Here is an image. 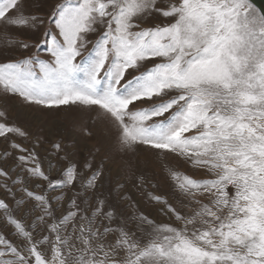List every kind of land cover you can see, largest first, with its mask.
<instances>
[{
    "label": "snow or ice",
    "instance_id": "snow-or-ice-1",
    "mask_svg": "<svg viewBox=\"0 0 264 264\" xmlns=\"http://www.w3.org/2000/svg\"><path fill=\"white\" fill-rule=\"evenodd\" d=\"M36 2L0 0V264H264V7ZM9 101L95 144L33 135Z\"/></svg>",
    "mask_w": 264,
    "mask_h": 264
},
{
    "label": "rangeland",
    "instance_id": "rangeland-1",
    "mask_svg": "<svg viewBox=\"0 0 264 264\" xmlns=\"http://www.w3.org/2000/svg\"><path fill=\"white\" fill-rule=\"evenodd\" d=\"M57 2H60V0H37V2L32 5V10L34 11L36 8H43L44 12H47L50 7ZM29 37H31V32L25 33V38ZM7 107L9 109V115L14 117L19 124L27 128V130L33 135L39 132L44 138H46V141H61L64 145L68 147H71V145L76 144L84 155H87V149L92 148L95 144L94 140H89L83 135H81L78 130V127L73 128L71 125L53 123L52 121L38 122L34 119L29 118V110L26 108H20L19 112H17L15 109V105L11 101L7 103ZM50 147L51 145L48 142H45L43 145L44 149H50ZM41 154L44 155L43 150ZM125 159L127 158H122L118 154L113 155L112 159L109 162V165L112 169L113 178L116 177L118 170L123 169V161ZM137 167L142 174L152 178V183H157L159 181L161 183L162 191H168L167 184L164 182L163 177L156 166L151 164L147 166L140 164ZM119 178L121 182H126L125 190L128 192V194L132 196L134 201L138 202V206L141 208V210H144L145 212L149 211L152 206L147 202L146 198L133 187V183L131 181H128L127 176L123 171H121ZM146 191L155 190L149 187L146 189ZM157 218L166 219L164 217Z\"/></svg>",
    "mask_w": 264,
    "mask_h": 264
},
{
    "label": "water",
    "instance_id": "water-1",
    "mask_svg": "<svg viewBox=\"0 0 264 264\" xmlns=\"http://www.w3.org/2000/svg\"><path fill=\"white\" fill-rule=\"evenodd\" d=\"M257 7H264L263 0H254Z\"/></svg>",
    "mask_w": 264,
    "mask_h": 264
}]
</instances>
